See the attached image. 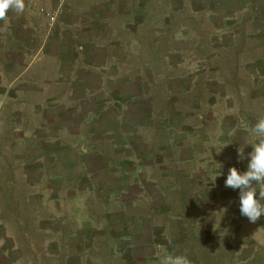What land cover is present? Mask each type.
Wrapping results in <instances>:
<instances>
[{"label":"rangeland","instance_id":"1","mask_svg":"<svg viewBox=\"0 0 264 264\" xmlns=\"http://www.w3.org/2000/svg\"><path fill=\"white\" fill-rule=\"evenodd\" d=\"M132 1L0 21V264H264L225 186L264 117V0Z\"/></svg>","mask_w":264,"mask_h":264},{"label":"clouds","instance_id":"2","mask_svg":"<svg viewBox=\"0 0 264 264\" xmlns=\"http://www.w3.org/2000/svg\"><path fill=\"white\" fill-rule=\"evenodd\" d=\"M23 13L25 10L24 0H0V21L7 20L9 11ZM252 137L246 144L253 146L249 154L248 168L241 173L236 167L229 169L225 186L232 189H239L240 213L255 223L264 215V117L247 129ZM226 146V145H225ZM240 159H244V150L238 149ZM259 192V199L257 198ZM161 264H191V261L184 255H167Z\"/></svg>","mask_w":264,"mask_h":264},{"label":"crops","instance_id":"3","mask_svg":"<svg viewBox=\"0 0 264 264\" xmlns=\"http://www.w3.org/2000/svg\"><path fill=\"white\" fill-rule=\"evenodd\" d=\"M92 4V3H91ZM115 4H114V0H98V2L94 5V6H97V8H99V7H103L104 8V10L103 11H107V12H111L112 10H113V6H114ZM129 5H131V6H133L134 4H133V1L132 0H128V6ZM138 7V6H137ZM141 9H142V7H140ZM132 7H129V9H128V7L127 8H122L121 10H120V12H122V13H124V12H129V13H131L132 11ZM140 9V10H141ZM94 8L93 9H89L88 11L87 10H84V11H82V13H86V11L87 12H94ZM75 12H77V10L75 11ZM95 19H96V16H95ZM79 21L81 22H83L84 23V25H83V23L81 24L83 27H85V28H87V27H90L91 25H90V23L86 20V19H79ZM86 21V22H85ZM137 22V21H136ZM81 25H79L80 27H81ZM78 26V27H79ZM105 66V64L103 65V67ZM168 67H170V63H168ZM108 67L106 66L105 68H104V70H106ZM169 69V68H168ZM256 77H258V75L256 76ZM262 77V76H261ZM144 82V81H143ZM106 83V82H105ZM250 96H253V95H250ZM238 118H240L241 116H237ZM251 120V119H250ZM239 121H240V119L238 120V123H239Z\"/></svg>","mask_w":264,"mask_h":264}]
</instances>
